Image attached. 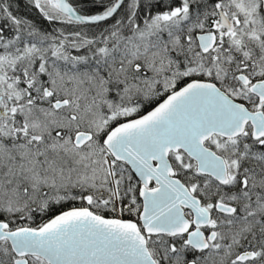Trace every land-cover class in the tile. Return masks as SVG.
I'll use <instances>...</instances> for the list:
<instances>
[{
    "label": "trees",
    "instance_id": "1",
    "mask_svg": "<svg viewBox=\"0 0 264 264\" xmlns=\"http://www.w3.org/2000/svg\"><path fill=\"white\" fill-rule=\"evenodd\" d=\"M68 1L91 16L108 11L117 0ZM240 1L124 0L110 19L87 24L57 9L60 18L48 17L33 0H0V54L9 55L10 47L15 51L14 71L6 67L0 82V108L25 107L21 121L17 117L7 121L6 130L0 127V221L9 229L36 228L70 208L112 217L115 200L124 214H137L138 182L127 165L117 161L110 177L104 136L191 79L212 81L249 109L256 108L250 93L236 88V59L256 60L263 69L255 72L256 78L264 76L261 0H251L253 18L256 14L258 19L255 32L251 24L239 31L241 47L236 41L222 46L220 39L215 50L202 53L195 38L213 30L220 10L233 16ZM175 9L182 11L161 20V14ZM44 87L50 96H45ZM53 100L67 105L54 110ZM25 120L30 124L23 134ZM11 123L19 128L16 133ZM80 131L91 133V138L77 147L73 137ZM206 145L225 158L226 184L199 174L183 152L169 156L175 174L203 205L222 202L232 205L233 212L212 209L208 229L216 236L204 250L167 235L148 238V248L158 264H264V142L253 139L248 127L237 138L217 136ZM246 250L254 252V258L236 261ZM14 258L7 240H1L0 264H13ZM27 260L46 264L37 256Z\"/></svg>",
    "mask_w": 264,
    "mask_h": 264
},
{
    "label": "water",
    "instance_id": "2",
    "mask_svg": "<svg viewBox=\"0 0 264 264\" xmlns=\"http://www.w3.org/2000/svg\"><path fill=\"white\" fill-rule=\"evenodd\" d=\"M55 1L57 8L72 19L95 23L111 18L124 0H117L110 10L94 16L80 14L68 0ZM219 16L220 23L227 26L224 14L220 12ZM196 39L203 52L215 43L213 32L198 33ZM251 90L264 97V80L255 82ZM45 92L48 94V89ZM63 105L66 101L54 103L57 108ZM248 122L253 137L261 138L264 135L261 111H249L213 82L190 80L143 115L113 127L103 141L112 157L126 163L141 182L139 218L143 232L134 221L73 208L35 229L6 230L8 225L0 222V240L6 239L17 257L35 255L47 264H157L148 251L144 234H187V243L201 250L214 237L212 232L206 238L200 230L208 224L210 213L175 176L168 155L181 150L196 163L199 173L226 183L224 158L206 147L204 141L213 134L224 138L238 136ZM89 137L81 132L74 142L81 145ZM150 182L155 186L148 188ZM183 208L192 212L191 222L184 216ZM215 208L226 213L233 211L232 206L220 202ZM191 225L193 230H189ZM252 257V252H244L237 260ZM15 264H26V259H18Z\"/></svg>",
    "mask_w": 264,
    "mask_h": 264
},
{
    "label": "rangeland",
    "instance_id": "3",
    "mask_svg": "<svg viewBox=\"0 0 264 264\" xmlns=\"http://www.w3.org/2000/svg\"><path fill=\"white\" fill-rule=\"evenodd\" d=\"M36 4V6H38V8L42 11H44L47 16L49 17H55V18H60V14L55 12L54 9H56L55 5H54V1L52 0H33ZM264 0H261V7L264 10V7L262 4H264L263 2ZM239 7H237V11L242 10L243 12H247L243 14V18H241L239 15V13L236 11H233V16H228L227 13L224 12L228 23H229V27H225L223 25H220L219 30H220V35H221V40H222V46H230L233 42L236 41V47H241V43L240 41V33L239 31L241 30V28L243 27V29L245 27H247V25L251 24V30L253 32H255V21H257L258 17L255 14V17L253 18V14H252V9L254 8V3L250 0H245V1H240L239 2ZM182 11V9H175L173 11H171L170 13H164L160 15L161 20L163 21H167L172 19L174 16H176L178 13H180ZM241 12V11H240ZM241 19V20H240ZM216 24V22H215ZM250 30V31H251ZM243 32V31H242ZM236 36V39H235ZM244 47V46H243ZM54 55H56V52L54 53ZM0 82H4V80L0 79ZM2 105V103H0ZM18 113H21L20 110L17 111ZM17 113V117L19 118L21 115ZM1 117V115H0ZM13 117V116H12ZM2 118V117H1ZM26 123V120H25ZM30 124L29 120L28 122L24 125L25 126V131L28 127V125ZM34 124V121L32 120L31 125ZM8 123L7 125H4L3 128L1 130H6L8 127ZM10 129L14 131V133H16L19 128L16 127L15 125H10ZM21 129V128H20ZM25 134V132L23 133ZM29 138H31V134L29 135ZM105 164L107 166V170H108V174L110 175V177L112 178V173H113V164L111 163L110 158L108 157V155L105 154ZM115 202L117 203V200H115ZM115 211H117V215H123V210L119 207V205L117 204ZM136 215V214H135ZM134 215V216H135Z\"/></svg>",
    "mask_w": 264,
    "mask_h": 264
},
{
    "label": "flooded vegetation",
    "instance_id": "4",
    "mask_svg": "<svg viewBox=\"0 0 264 264\" xmlns=\"http://www.w3.org/2000/svg\"><path fill=\"white\" fill-rule=\"evenodd\" d=\"M219 30V27L216 29V31ZM215 31V33H217ZM218 36L217 38L220 37V32L217 33ZM216 34V35H217ZM219 42H217V46H219L218 44ZM5 47V46H4ZM1 49V48H0ZM0 55H3V57H0V59H4L5 61L7 62H4L2 63V67L5 68V70L2 71V73H6L7 72V69H6V66L5 64L8 63V66H9V72L12 73L14 71V68H15V51L13 49V47H10V50H9V55L5 54V53H2ZM4 64V66H3ZM236 64H239V67H238V70L236 72V88H241V90H243L244 92H249L250 95V99L253 100L254 102H256V105L258 106L256 109H254L253 111L255 110H261L263 113H264V98H260L259 96H257L256 94L252 93L251 92V86L253 83L257 82V81H261V80H264V76L263 77H259V78H256V75H255V72L261 70L263 71L262 68H258V65L257 64V61L256 60H238L236 59ZM1 66V64H0ZM240 69V71H239ZM244 75L246 78H247V82H244L242 81L241 79H239V75ZM252 76H255V78H252ZM13 80V78H11ZM11 81V80H10ZM10 88L12 89V93L15 94V91L13 90L14 86H13V83H11L10 85ZM27 97H29V93L27 92ZM0 100H1V97H0ZM12 108H7V107H1L0 108V127H3L4 125H7V121L10 120V122H14L15 119L17 118V111L18 110H21L22 108H25V107H17V106H11ZM54 110H59V109H55L53 107ZM20 115H22V112L21 113H18ZM13 116V117H12ZM24 117H19V121H21ZM11 126L13 125V123L10 124ZM23 127L20 129L23 131V133L25 132V122L22 123ZM33 137V136H31ZM205 234L208 233V231H203ZM184 238H186V236H184Z\"/></svg>",
    "mask_w": 264,
    "mask_h": 264
},
{
    "label": "bare ground",
    "instance_id": "5",
    "mask_svg": "<svg viewBox=\"0 0 264 264\" xmlns=\"http://www.w3.org/2000/svg\"><path fill=\"white\" fill-rule=\"evenodd\" d=\"M240 15V17L242 18V16H243V12L241 13L240 11H237ZM65 15V14H64ZM66 16V15H65ZM71 20H73V21H76V22H81V23H86V22H82V21H78V20H74V19H71ZM95 23H99V22H95ZM87 24H94V23H90V22H87ZM218 25H223V24H218ZM223 26H225V27H229V23H228V25L226 26V25H223ZM222 35V34H221ZM223 36V35H222ZM220 39H221V36H220ZM127 205L128 204H125V206L127 207ZM68 210V209H67ZM66 211V210H65ZM63 212V211H62ZM61 213V212H60Z\"/></svg>",
    "mask_w": 264,
    "mask_h": 264
}]
</instances>
